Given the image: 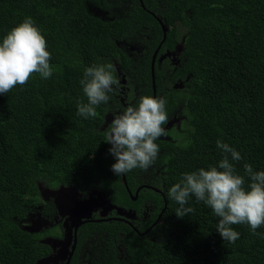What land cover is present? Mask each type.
<instances>
[{
    "label": "trees",
    "instance_id": "16d2710c",
    "mask_svg": "<svg viewBox=\"0 0 264 264\" xmlns=\"http://www.w3.org/2000/svg\"><path fill=\"white\" fill-rule=\"evenodd\" d=\"M141 2L0 0V42L31 18L53 67L50 78L34 73L26 85L0 94V264H36L51 253L25 220L34 212L52 219L54 205L40 188L59 186L148 215L138 234L116 221L80 226L69 264H264V225L258 235L247 224L233 225L240 236L228 243L216 232L219 218L210 207L190 197L185 207L193 212L178 218L179 205L168 196L182 174L218 164L224 153L217 140L240 153L242 159L231 162L245 187V163L264 171V0ZM156 18L166 29L157 55L180 48L175 64L155 62L153 96L151 58L162 39ZM101 64H111L124 80L118 90L128 91L85 119L77 115V102H86L79 82L85 67ZM141 96L165 98L169 122L177 123L164 125L147 170L124 174L126 189L110 170L115 160L106 119Z\"/></svg>",
    "mask_w": 264,
    "mask_h": 264
},
{
    "label": "clouds",
    "instance_id": "9594fccd",
    "mask_svg": "<svg viewBox=\"0 0 264 264\" xmlns=\"http://www.w3.org/2000/svg\"><path fill=\"white\" fill-rule=\"evenodd\" d=\"M50 60L46 39L33 20L25 18L0 42V94L26 85L34 73L42 79L50 78L53 74ZM113 72L111 64L84 68L79 83L86 102H77L78 116L96 117L97 107L108 104L117 94L120 85ZM166 104L162 97L141 96L135 105L127 106L112 119L104 136L111 145L108 152L115 160L110 168L114 175L147 170L154 163L159 153L156 140L166 135L164 125L169 122ZM216 146L224 153L218 164L182 174L179 182L168 190V196L179 205L175 213L178 218L193 212V208L185 207L190 197L203 202L219 218L215 230L222 240L234 243L240 233L233 225L247 224L254 235L264 225V171H254L245 163L243 169L248 177L245 187V176L237 174L231 162L240 161V153L221 140L216 141ZM78 231L79 228V236ZM76 238L78 242L77 235Z\"/></svg>",
    "mask_w": 264,
    "mask_h": 264
},
{
    "label": "water",
    "instance_id": "95a60500",
    "mask_svg": "<svg viewBox=\"0 0 264 264\" xmlns=\"http://www.w3.org/2000/svg\"><path fill=\"white\" fill-rule=\"evenodd\" d=\"M139 2L142 5L141 0ZM161 30H162V39L156 50L154 51L151 58V79H152V89L153 96L155 94L154 88V64L156 62L157 53L161 47V44L165 40V26L162 22L156 18ZM170 53H166L165 55L159 58L161 61L164 57H170ZM117 73L120 71L116 68ZM123 83L124 80L122 79ZM121 181L126 188L124 174L121 175ZM147 188V187H146ZM127 189V188H126ZM141 188L137 189L135 195L131 199L134 201L137 198V194ZM156 192H159L157 189H153ZM129 193V192H128ZM40 194L45 201H48V197L52 200L55 211L58 213L59 217H63L64 214H70L69 216V227L64 230V235L61 239L46 237L41 240V242L48 246L51 249V253L43 258H40L36 264H69L70 260L74 254L77 243V230L80 226L92 223L90 217L92 214L91 208L101 209L100 216H106L107 212L114 210V208L120 213L122 211L120 208L111 206L104 197L98 195L97 193H89L84 197V195L77 191L74 186H59L55 189H49L48 187H41ZM130 195V193H129ZM164 206L161 210V214L166 208V202L163 200ZM90 204V206L88 205ZM161 214L157 217L155 223L160 220ZM80 219H83L80 221ZM111 219V218H110ZM110 219H100L97 220L96 223L108 221ZM154 223V224H155Z\"/></svg>",
    "mask_w": 264,
    "mask_h": 264
},
{
    "label": "flooded vegetation",
    "instance_id": "af4514ba",
    "mask_svg": "<svg viewBox=\"0 0 264 264\" xmlns=\"http://www.w3.org/2000/svg\"><path fill=\"white\" fill-rule=\"evenodd\" d=\"M165 54L166 53L164 52L163 54L157 55L156 63L159 66L165 64V63H163L165 59H167L170 63H172L171 62L172 60H170V57H164L161 61H159V58ZM173 63L175 64V62H173ZM122 79L123 78L119 77V83H122L121 82ZM123 90L125 92L128 91V89H126V88H121L120 90H117V92L119 94H122ZM119 98H120V101H122V97L119 96ZM111 121H112V118L110 116H108V118L106 119L107 124H110ZM84 197H86V196H84ZM49 199H50V197H48V200ZM91 210H92V214H91L90 219H91V221H93L92 223H96V221L100 220V219H110L111 218L107 222L116 221L118 223L123 224L125 227L131 228L137 234H138L137 228L140 227V223L142 224L144 222V217H145V219L148 218V215H146L147 213L143 217L144 213H142L140 216H137L135 213H132V212L120 211V213H118V211L115 208H114V210L107 212L106 216L102 217V216H100L101 209H95L92 207ZM38 214H39V217H42L40 213H38ZM127 214L133 216V218L129 219ZM69 215L70 214H64L63 217L61 218L58 216V213L55 211V215L53 216L52 219L49 220V219L44 218L46 221V225H45L46 228L41 229V230L37 229V230H31V231L34 233L43 234L42 235L43 238L49 237L51 235L50 237L61 239L64 235V230L69 227V218H71ZM82 220L83 219H80V221H82ZM155 221L153 223L151 222V225L149 226V228L150 227L153 228ZM53 226H54V228H53L54 230H52V232L50 234H45V232H50V228H52ZM145 232L147 235L148 231H145ZM77 237H78V233H77ZM100 237H102V235ZM77 250L79 251V249H77Z\"/></svg>",
    "mask_w": 264,
    "mask_h": 264
},
{
    "label": "rangeland",
    "instance_id": "374dc122",
    "mask_svg": "<svg viewBox=\"0 0 264 264\" xmlns=\"http://www.w3.org/2000/svg\"><path fill=\"white\" fill-rule=\"evenodd\" d=\"M180 45L178 44L175 48V52L171 53L170 55V60H172V62H175L177 60V53L179 51ZM183 83L181 81H178L177 86L180 88L182 87ZM175 122V123H174ZM177 123V118H172L168 124V126H170L171 124H173L174 126H176ZM90 206V204H88ZM128 218L131 219L133 218V216L127 214ZM25 223H27L26 228L31 231V230H41L46 228V221L44 218L39 217V214L37 212H34L27 220H25ZM51 236V235H50ZM49 236V237H50ZM46 238V237H45ZM41 240L44 239L43 236H41L40 238Z\"/></svg>",
    "mask_w": 264,
    "mask_h": 264
}]
</instances>
